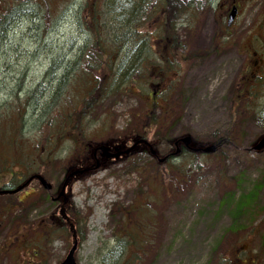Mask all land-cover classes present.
<instances>
[{
    "label": "rangeland",
    "instance_id": "rangeland-1",
    "mask_svg": "<svg viewBox=\"0 0 264 264\" xmlns=\"http://www.w3.org/2000/svg\"><path fill=\"white\" fill-rule=\"evenodd\" d=\"M241 1L242 14L228 33L224 22L216 21V0L181 17L178 35L187 46L181 49L178 65L163 71L156 87L157 76L140 79L136 72L124 81L129 71L120 72L115 81H73L71 73L61 80L92 37L81 19L84 0H48L50 10L41 0H0V120L8 123L2 125L6 137L17 129V116L22 115V139L28 145L39 140L49 144L45 128L36 124L38 108L33 105L53 96V117H61L59 110L65 108L80 117L85 129L83 136L76 134L75 150L67 133L59 141L56 154L63 164L44 173L53 185L50 193L33 181L15 195L0 196V264H59L65 258L72 233L59 214L62 199L52 201L49 195L57 194L66 165L80 158V150L90 166L96 165L93 149L101 143L129 147L134 139L145 137L164 154L174 149L170 141L184 135L199 143L219 137L230 143L200 156L191 180L180 189L170 182L173 167L159 164L143 144L127 157L73 178L65 190L66 211L72 218L80 213L85 220L79 226L77 263L114 264L126 257L130 248L124 241L130 228L135 240L144 244L133 264H264V151L249 149L264 134V66H253L251 81L242 75L253 56L264 57V0ZM101 11V19L109 21L106 8ZM141 32L155 48L158 35L148 26ZM243 48L249 49L250 60L237 52ZM118 64L119 57L114 67ZM140 71L148 74L144 65ZM170 82L173 89L167 90ZM154 89L161 94L157 99L162 107L173 106V116L162 123L159 134L145 122ZM145 129L149 133L143 136ZM141 165L154 174L151 179L157 176L158 185L146 180ZM10 169L0 171V185L9 181ZM26 169L33 170V165L24 164ZM248 194L253 196L239 211L227 207L229 195L239 201ZM141 205L147 207L138 214ZM35 243L43 251L38 259Z\"/></svg>",
    "mask_w": 264,
    "mask_h": 264
},
{
    "label": "trees",
    "instance_id": "trees-1",
    "mask_svg": "<svg viewBox=\"0 0 264 264\" xmlns=\"http://www.w3.org/2000/svg\"><path fill=\"white\" fill-rule=\"evenodd\" d=\"M26 2H29V0H26ZM207 2V4H210L211 0H207ZM41 3H43L47 10H50V3H48V0H41ZM200 3L202 2H197L195 0H84L81 9V19L87 26L88 32L92 34V37L85 46L81 48L78 62L74 63L71 72L68 71L67 76H63L61 80L66 81V78H68V75L71 73L73 81H115L120 72L129 71L124 75V81L130 80L132 72H136L135 75L140 79H144L147 76L150 78L157 76L159 79V83L156 84L157 87V85L162 83L161 80L164 79L162 72L169 68V66L174 68L181 60L179 55L181 53L182 44L179 41V35L177 33V21L183 14L190 12L188 10L199 8ZM104 8H106L105 17L110 15L109 21H103L101 19V15L103 14L101 9ZM47 10L46 12H48ZM43 16L49 17V15L44 13ZM110 22L115 24V28L109 24ZM147 26L153 30V34L158 35V38H154V41H156L155 48L150 47V44L141 32V29H145ZM115 32L120 35H115L116 37H113V33ZM127 43L128 45L126 46ZM122 49H124V51L121 56L119 53ZM118 57L119 64L116 68L114 65ZM77 64H81L82 66L79 67ZM104 64L106 65L105 69L103 68ZM142 65L145 66V70L148 74L142 75L140 71ZM99 71H101L102 74L98 78L97 75ZM122 75L123 74H121V76ZM95 86L97 85L93 87ZM167 87V90L173 89L171 82L167 84ZM98 88L99 87H95L94 89L97 90ZM151 94L152 100L147 103L149 108L145 113V122L148 124V128L154 127L156 130L155 134H159L164 126H162V123H165L173 116V106L168 104L162 107L157 99L161 94H159L156 89L152 90ZM38 103H41L40 108L38 107ZM55 104L56 96H53L48 102H42L38 99L33 105L34 108H38L36 111V116L38 117L36 124L45 128V136L49 143L47 145H44L40 140L33 142L38 144L28 145L26 141L22 139V115L17 116V129L13 130L8 137H6L5 130H2V125L8 126V123L6 121L5 124L3 119L0 120V171L8 166L11 168L9 170L10 179L3 184V189H13L21 185L31 177V175L39 173L38 171L40 170L45 176L44 173L49 167L53 168L55 164L58 166L59 163L62 165L63 162L62 160H58L59 157L56 153H59V141L66 136V133L72 139L73 150L77 149L76 134L78 133V136H83L85 130L84 127H82L80 117L73 116L72 113H67V109L63 108L59 110V116L61 117L57 118L56 116L55 119V117H53V108ZM177 105H180V102H178ZM75 110L78 109L75 108ZM46 118L49 121H45ZM10 119L11 122L9 126H12L13 116ZM136 133L138 134V132ZM148 133L149 131L145 129L142 134L146 136ZM54 135H56L55 138ZM140 135L134 134V137H139ZM164 137H166L165 134L160 135V139ZM119 145L123 146L124 144L121 143ZM46 149L49 150L45 153L44 150ZM78 154L80 158L72 159L66 165V174L71 171L85 170L89 167L84 161L87 156L83 158V150H80ZM202 155L204 154L201 152H195L184 147L179 155L170 157L162 164L166 166L167 169L168 165L173 167L172 172H170V182L179 184V188L176 186L173 187L180 189L185 183L191 180L193 171L197 169L195 166L200 165L199 158ZM69 157L70 156L67 158L69 159ZM176 158H180L182 161L175 163ZM24 164L33 165V170L31 169L30 171L26 169L23 171L22 168ZM155 165L158 167V163ZM140 168L143 170V174H146L147 181L151 180V182L158 185L157 176H153L151 179V175L154 174L150 173V170L144 165H141ZM78 176L82 175L79 174ZM0 196L7 195L4 194ZM251 196H253V194H248L245 196L244 200L241 198L239 201H235L233 196L229 195L226 200V205L229 208L233 205L232 210L235 212L239 211L248 203V200L250 201ZM233 201L235 203H233ZM67 204L60 207L59 214L64 222V227L66 229L68 228L72 233L76 231V235L79 236V226L85 220L82 219L80 213L77 212H74L73 218L69 216L66 211ZM146 205H150L149 202H146ZM147 206H139L137 208V213L140 214ZM126 232V239L124 242L130 249L126 257H123L119 261H115L114 264H133L132 258H134V255L137 254V251L143 250L144 248V244H139L140 241L135 240L130 228H127ZM120 249L118 245L112 251L114 259H117L118 250L120 251ZM42 252L40 246L36 244L35 251H33L34 256L38 259V257H41L40 254ZM42 264H44V262Z\"/></svg>",
    "mask_w": 264,
    "mask_h": 264
},
{
    "label": "water",
    "instance_id": "water-1",
    "mask_svg": "<svg viewBox=\"0 0 264 264\" xmlns=\"http://www.w3.org/2000/svg\"><path fill=\"white\" fill-rule=\"evenodd\" d=\"M235 14L236 13L233 12L230 15L229 24L232 23V21H233V19L235 17ZM140 142L147 143L149 145V147H150L151 153L153 155L157 154L156 150L144 139H138L131 147H129V148L125 149V150H122V151L117 147V148H115L116 152H111V149H110V147L107 144H102V145H99L97 147L95 152L99 149V150H101L102 156H104V157H107V158H111V157L119 158L121 154H129L135 148V146L138 143H140ZM179 142H182L184 144V146H186V147H190L193 150L202 151L204 153H214L218 149L217 145L213 144V143L212 144L202 145V146H199L198 148H193V147H191L192 138H191V136H188V135L177 139L175 141V144L178 145ZM253 149L255 151H262L264 149V136L260 137L256 141V143L253 146ZM179 152H180V149L177 148V150L173 154H178ZM165 159H166V157H162V158H159V161L163 162ZM84 171H86V170H79V171L70 172L67 175V177L65 178L64 182H63V185H62V188H61L59 196L64 194L66 186L70 183L71 179L75 175L81 174ZM35 178L40 181V183L42 184V186L46 190H51L52 189V184L50 182H48L45 177H43L41 174H35V175H32L29 179H27V181H25V183L20 185L18 188L14 189V190H10L9 192H11V193L19 192L20 190L25 188L27 185H29V183ZM2 192H5V191H1L0 190V193H2ZM77 248H78V240L75 238L74 241H73L72 247L70 248V250L67 253V255L65 256L64 260L60 264H78L77 261H76V258H75V252H76Z\"/></svg>",
    "mask_w": 264,
    "mask_h": 264
},
{
    "label": "flooded vegetation",
    "instance_id": "flooded-vegetation-1",
    "mask_svg": "<svg viewBox=\"0 0 264 264\" xmlns=\"http://www.w3.org/2000/svg\"><path fill=\"white\" fill-rule=\"evenodd\" d=\"M195 1H199V2H202V8L203 10L205 9V5L208 3L207 0H195ZM213 0H211L212 2ZM216 11H217V14H218V18L216 19L217 23H218V20H221V22H224L225 24V29L223 30L225 33H228L230 32V30L235 27L236 25V22L237 20L239 19L240 15L242 14V11H243V8H244V5L242 4V1L241 0H216ZM200 8V9H201ZM235 12V17L232 21L231 24H229V19H230V15ZM249 49H246V48H243L242 51L240 50H237V52L240 54V52L244 53L246 58L250 60V57H249V52H248ZM253 54V52H252ZM253 64H250V62H248V68L246 69L245 68V72L242 74V75H246L245 78H244V81H251V76L252 75H255L256 72L252 69L253 66H257V67H262L264 66V57H259V56H253ZM260 69V68H259ZM251 74V76L248 77V74ZM261 77V75H259ZM253 81H259L258 79H253ZM244 95V93H240V96ZM226 139V141H222L221 140H224ZM223 142H227L226 144H229V140L225 137H219L218 139L215 140V143L216 144H219L220 146H224L225 144H223ZM115 148V147H114ZM111 150H113V146H111ZM100 160V159H99ZM102 160V159H101ZM103 161V160H102ZM60 198H62L63 201H67V196L66 195H62L61 197L59 198H53L54 201L56 200H59Z\"/></svg>",
    "mask_w": 264,
    "mask_h": 264
}]
</instances>
